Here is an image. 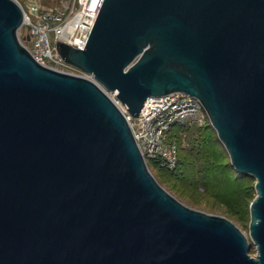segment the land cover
<instances>
[{"label":"water","instance_id":"water-1","mask_svg":"<svg viewBox=\"0 0 264 264\" xmlns=\"http://www.w3.org/2000/svg\"><path fill=\"white\" fill-rule=\"evenodd\" d=\"M24 19L0 0V264H264V0H104L85 48L57 41L82 73L39 62ZM173 92L255 180L249 235L143 156L120 103Z\"/></svg>","mask_w":264,"mask_h":264},{"label":"built area","instance_id":"built-area-1","mask_svg":"<svg viewBox=\"0 0 264 264\" xmlns=\"http://www.w3.org/2000/svg\"><path fill=\"white\" fill-rule=\"evenodd\" d=\"M103 1L62 0L56 7L44 8L35 0H30L27 8L21 5L25 13L24 26L31 27L26 33L30 34V41L23 36V43L42 64L57 69L67 66L82 73L63 60L57 51V41L85 48ZM74 72L76 71H72ZM116 95V92L111 93L118 102ZM120 105L127 112L126 106ZM128 119L148 165L158 161L161 166L169 169H173L179 161V145L177 141L170 140L172 127L209 123V116L202 102L182 92L151 97L146 101L139 117L134 118L128 113Z\"/></svg>","mask_w":264,"mask_h":264},{"label":"rangeland","instance_id":"rangeland-1","mask_svg":"<svg viewBox=\"0 0 264 264\" xmlns=\"http://www.w3.org/2000/svg\"><path fill=\"white\" fill-rule=\"evenodd\" d=\"M16 1L27 8L30 0ZM35 1L44 8H51L58 6L62 0ZM26 33L28 28L24 26L19 32L20 38ZM59 68L80 73L67 66ZM170 136V140L177 141L179 145V161L173 169L150 164L158 181L184 203L226 216L249 235L250 204L257 195L255 180L238 176L233 171L229 155L218 142V135L210 123L175 125ZM250 253H257L254 244Z\"/></svg>","mask_w":264,"mask_h":264},{"label":"trees","instance_id":"trees-1","mask_svg":"<svg viewBox=\"0 0 264 264\" xmlns=\"http://www.w3.org/2000/svg\"><path fill=\"white\" fill-rule=\"evenodd\" d=\"M218 140V139H217ZM219 142V141H218ZM224 148V147H223ZM225 149V148H224ZM226 151V150H225ZM227 152V151H226ZM155 165V166H158V167H163V166H161V164L158 162V161H154V162H152L151 163V165ZM232 169H233V167H232ZM233 171L236 173V171L233 169ZM237 174V173H236ZM238 176H240L239 174H237ZM247 177V176H246ZM249 178H251V177H249ZM251 179H253V178H251Z\"/></svg>","mask_w":264,"mask_h":264},{"label":"bare ground","instance_id":"bare-ground-1","mask_svg":"<svg viewBox=\"0 0 264 264\" xmlns=\"http://www.w3.org/2000/svg\"><path fill=\"white\" fill-rule=\"evenodd\" d=\"M22 40V39H21ZM64 71H67L66 69L64 70ZM111 95V94H110ZM124 106V105H123ZM120 107L122 108V110L124 111L125 109L120 105ZM126 111V110H125ZM124 111V112H125ZM126 114H127V116H128V113L127 112H125Z\"/></svg>","mask_w":264,"mask_h":264}]
</instances>
